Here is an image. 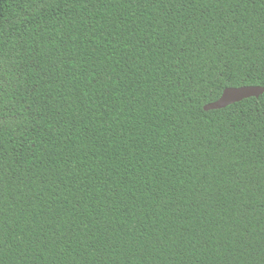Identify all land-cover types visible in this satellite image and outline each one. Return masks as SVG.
<instances>
[{"label":"trees","instance_id":"1","mask_svg":"<svg viewBox=\"0 0 264 264\" xmlns=\"http://www.w3.org/2000/svg\"><path fill=\"white\" fill-rule=\"evenodd\" d=\"M264 0H0V264H264Z\"/></svg>","mask_w":264,"mask_h":264},{"label":"water","instance_id":"2","mask_svg":"<svg viewBox=\"0 0 264 264\" xmlns=\"http://www.w3.org/2000/svg\"><path fill=\"white\" fill-rule=\"evenodd\" d=\"M264 92V87L261 86H240L229 87L223 90L220 97L203 106L204 110L221 109L232 103L239 102L242 99L249 97H259Z\"/></svg>","mask_w":264,"mask_h":264}]
</instances>
